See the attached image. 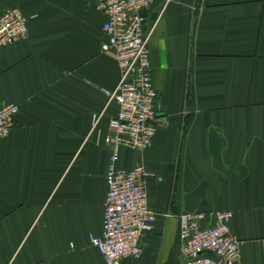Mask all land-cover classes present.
<instances>
[{
  "label": "crops",
  "instance_id": "crops-1",
  "mask_svg": "<svg viewBox=\"0 0 264 264\" xmlns=\"http://www.w3.org/2000/svg\"><path fill=\"white\" fill-rule=\"evenodd\" d=\"M95 0H0L28 37L0 51V107L19 106L0 139V264H105L109 101L120 67ZM145 25L158 93L153 144L121 147L144 163L154 227L140 258L184 264L180 215L231 210L237 264H264V0H155ZM99 117L96 124L94 119Z\"/></svg>",
  "mask_w": 264,
  "mask_h": 264
},
{
  "label": "built area",
  "instance_id": "built-area-1",
  "mask_svg": "<svg viewBox=\"0 0 264 264\" xmlns=\"http://www.w3.org/2000/svg\"><path fill=\"white\" fill-rule=\"evenodd\" d=\"M155 0H95V8L107 19L103 30L108 41L102 50L112 52L120 67V81L106 91L109 101L118 104L117 114L108 121L104 138L110 147L104 201L103 233L90 235V242L102 253L105 264H120L125 257L140 258L141 240L154 227L155 211L148 203L147 179L152 173L144 163L132 168L118 165L121 147L146 150L153 144L158 120V93L152 81L149 42L152 28L145 25L147 10ZM28 37V17L18 8L0 13V51ZM19 106L0 107V139L16 124ZM99 117L94 119L97 123ZM203 224L204 212L180 215V250L184 264H237L242 241L230 226L231 210L212 213ZM43 264V263H39Z\"/></svg>",
  "mask_w": 264,
  "mask_h": 264
},
{
  "label": "water",
  "instance_id": "water-1",
  "mask_svg": "<svg viewBox=\"0 0 264 264\" xmlns=\"http://www.w3.org/2000/svg\"><path fill=\"white\" fill-rule=\"evenodd\" d=\"M145 15H147V14L145 13Z\"/></svg>",
  "mask_w": 264,
  "mask_h": 264
}]
</instances>
